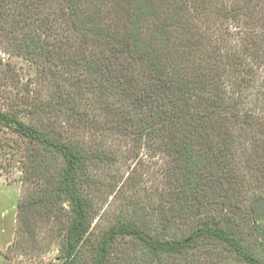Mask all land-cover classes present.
I'll use <instances>...</instances> for the list:
<instances>
[{"label": "trees", "instance_id": "16d2710c", "mask_svg": "<svg viewBox=\"0 0 264 264\" xmlns=\"http://www.w3.org/2000/svg\"><path fill=\"white\" fill-rule=\"evenodd\" d=\"M0 41L41 86L0 109L27 240L41 219L64 264H264V0H0Z\"/></svg>", "mask_w": 264, "mask_h": 264}, {"label": "rangeland", "instance_id": "374dc122", "mask_svg": "<svg viewBox=\"0 0 264 264\" xmlns=\"http://www.w3.org/2000/svg\"><path fill=\"white\" fill-rule=\"evenodd\" d=\"M35 75V68L30 60L14 55L6 43L0 41L1 110L14 109L24 89L41 88ZM33 91L31 95L35 94ZM12 138L8 129L0 128V264H64V230L59 222L41 219L32 221L31 230L35 233V238L31 240H27L28 235L18 230L17 207L23 192L20 180L22 171L18 158L13 155L10 145ZM133 167L129 162L118 165L117 171L108 169L100 173L104 185L97 196L101 208L95 221L97 230L106 227L115 211L126 204L125 195L128 192H122L125 191L124 174ZM22 241L28 243L25 251L20 246ZM90 251L89 247L84 249L83 263L90 261Z\"/></svg>", "mask_w": 264, "mask_h": 264}]
</instances>
